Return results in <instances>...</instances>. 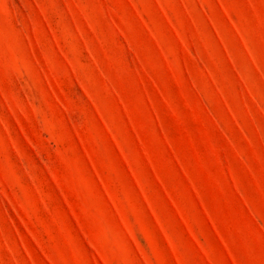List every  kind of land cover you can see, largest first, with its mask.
Here are the masks:
<instances>
[{"label": "rangeland", "instance_id": "obj_1", "mask_svg": "<svg viewBox=\"0 0 264 264\" xmlns=\"http://www.w3.org/2000/svg\"><path fill=\"white\" fill-rule=\"evenodd\" d=\"M0 264H264V0H0Z\"/></svg>", "mask_w": 264, "mask_h": 264}]
</instances>
